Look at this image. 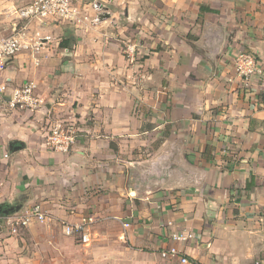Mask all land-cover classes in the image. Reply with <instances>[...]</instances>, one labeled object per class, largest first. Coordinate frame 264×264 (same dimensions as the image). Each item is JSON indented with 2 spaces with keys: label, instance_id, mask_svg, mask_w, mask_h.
<instances>
[{
  "label": "crops",
  "instance_id": "obj_1",
  "mask_svg": "<svg viewBox=\"0 0 264 264\" xmlns=\"http://www.w3.org/2000/svg\"><path fill=\"white\" fill-rule=\"evenodd\" d=\"M30 1L0 0V37ZM96 1L89 29L32 25L0 77L46 101L0 118V264H182L161 256L177 231L187 264H264V81L247 99L232 64L264 71V0ZM56 119L80 131L67 154L44 148ZM17 205L45 222L13 232ZM89 217L88 243L64 234Z\"/></svg>",
  "mask_w": 264,
  "mask_h": 264
},
{
  "label": "built area",
  "instance_id": "obj_2",
  "mask_svg": "<svg viewBox=\"0 0 264 264\" xmlns=\"http://www.w3.org/2000/svg\"><path fill=\"white\" fill-rule=\"evenodd\" d=\"M17 22L13 23L11 34L0 37V77L6 70L8 62L21 50L28 49L26 40L32 25L45 27L48 24L67 23L73 28L86 29L89 26L100 24L102 16L108 14L106 8L96 0H31L15 11ZM39 44L35 43L34 48ZM133 50L127 48V55L132 56ZM132 58V57H131ZM130 58V59H131ZM233 68L236 75L248 81L251 77L263 74V68L258 58L251 52H240L233 59ZM46 101L41 98L34 82H25L12 85L7 82L0 83V118L8 113L28 112L35 114L43 111ZM44 136V148L48 152L69 153L78 142L80 131L76 122L72 120H47ZM46 215L39 205H34L20 212L11 214L6 218V226L15 232L16 227L27 226L35 221L43 223ZM92 223V219L85 218L77 225H66L64 234L77 236L82 244L89 242L85 230ZM127 225H124L126 227ZM195 239L191 232L177 231L171 233L172 246L162 253V257L180 258L182 264L187 259L181 257L176 244H185ZM258 264V263H255Z\"/></svg>",
  "mask_w": 264,
  "mask_h": 264
},
{
  "label": "rangeland",
  "instance_id": "obj_3",
  "mask_svg": "<svg viewBox=\"0 0 264 264\" xmlns=\"http://www.w3.org/2000/svg\"><path fill=\"white\" fill-rule=\"evenodd\" d=\"M88 27H87V29H89L91 26H89V25H87ZM244 52V51H243ZM247 52V51H246ZM240 53V52H239ZM236 74V73H235ZM264 74V73H263ZM263 74H261V75H256V76H254V77H251L248 81H245L244 79H241V78H239L237 75V77H238V79H239V82L242 84V89H243V92H242V94H244V97H246L247 99H250L251 98V93H253V91L250 89V85H251V82H253L255 79H260V80H262V81H264V75ZM263 76V77H262ZM253 80V81H252ZM255 94V93H254ZM260 95V94H259ZM254 96H256V94L255 95H253V98H254ZM156 143H158L159 142V139L157 140L156 139V141H155ZM143 156H146V154L144 153L143 154Z\"/></svg>",
  "mask_w": 264,
  "mask_h": 264
},
{
  "label": "water",
  "instance_id": "obj_4",
  "mask_svg": "<svg viewBox=\"0 0 264 264\" xmlns=\"http://www.w3.org/2000/svg\"><path fill=\"white\" fill-rule=\"evenodd\" d=\"M106 15H107V14H106ZM106 15L102 16V19H104V17H105ZM16 150H19V148H15V151H16ZM0 208H1V207H0ZM20 208H21L20 205L12 206V207H7V208H5L4 210H2V212H3V214H6V215H8V214H13V213L18 212V211L20 210Z\"/></svg>",
  "mask_w": 264,
  "mask_h": 264
},
{
  "label": "trees",
  "instance_id": "obj_5",
  "mask_svg": "<svg viewBox=\"0 0 264 264\" xmlns=\"http://www.w3.org/2000/svg\"><path fill=\"white\" fill-rule=\"evenodd\" d=\"M60 46H62V47H63L64 45L61 43V44H60ZM65 46H66V45H65Z\"/></svg>",
  "mask_w": 264,
  "mask_h": 264
}]
</instances>
